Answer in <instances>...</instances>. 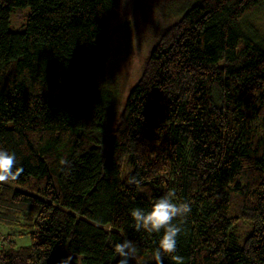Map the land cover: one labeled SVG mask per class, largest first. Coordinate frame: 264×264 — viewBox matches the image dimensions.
I'll list each match as a JSON object with an SVG mask.
<instances>
[{
  "label": "trees",
  "instance_id": "obj_1",
  "mask_svg": "<svg viewBox=\"0 0 264 264\" xmlns=\"http://www.w3.org/2000/svg\"><path fill=\"white\" fill-rule=\"evenodd\" d=\"M124 4L0 0V150L23 167L0 183V264H117L125 239L129 264H156L163 230L137 232L131 210L169 190L191 207L183 264H264V30L245 22L264 0H166L178 18L118 108L98 79Z\"/></svg>",
  "mask_w": 264,
  "mask_h": 264
},
{
  "label": "rangeland",
  "instance_id": "obj_2",
  "mask_svg": "<svg viewBox=\"0 0 264 264\" xmlns=\"http://www.w3.org/2000/svg\"><path fill=\"white\" fill-rule=\"evenodd\" d=\"M136 2L137 0H125L123 14L109 28L106 70L98 79L99 87L112 93L118 108L140 76L144 59L153 46V31L178 18L168 12L166 0H143L138 1L144 14L143 23H138L134 15ZM27 13V9L13 11L11 26L15 30L23 28ZM245 22L263 31L264 9L248 15ZM239 223L240 231L250 229L247 222ZM17 241L18 244L29 243L28 238Z\"/></svg>",
  "mask_w": 264,
  "mask_h": 264
},
{
  "label": "clouds",
  "instance_id": "obj_3",
  "mask_svg": "<svg viewBox=\"0 0 264 264\" xmlns=\"http://www.w3.org/2000/svg\"><path fill=\"white\" fill-rule=\"evenodd\" d=\"M17 161L14 153L0 150V183L15 181L23 173V167L16 166ZM130 184H139L135 177H130ZM176 193L174 190L167 191L163 196L157 198L149 210L135 208L131 210L134 220V229L138 232L144 230L147 233H161L157 246L153 251V259L156 264H164L163 257L168 255L175 264H183V257L175 255L177 250V238L182 231L178 219L186 218L191 212L188 203L175 202ZM115 253L120 257L117 264H129L137 254V247L128 239L117 243L114 247ZM72 257L69 255L60 264H70Z\"/></svg>",
  "mask_w": 264,
  "mask_h": 264
}]
</instances>
